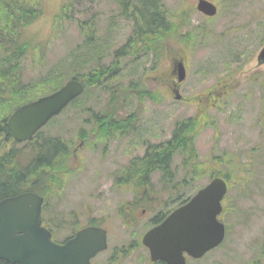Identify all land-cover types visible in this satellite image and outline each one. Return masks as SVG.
Returning <instances> with one entry per match:
<instances>
[{"label": "rangeland", "instance_id": "rangeland-1", "mask_svg": "<svg viewBox=\"0 0 264 264\" xmlns=\"http://www.w3.org/2000/svg\"><path fill=\"white\" fill-rule=\"evenodd\" d=\"M120 1L40 0L42 14L25 29L37 50L28 52L22 59V82L38 80L41 75L71 61L76 50H84V36L79 24L87 20L93 22L95 40L101 42L97 50L104 52V56L99 58L100 53H92L84 71L87 72L100 60L103 64L111 63L114 50L122 47L132 34L133 23L121 16ZM212 1L218 5L216 16L207 20L197 11L191 17L193 27L204 25L208 29L201 37L193 44L171 41L173 49L179 52L174 55L178 58L183 55L186 59L187 76L180 93L185 99L195 100H175L171 93L167 80L171 66L166 49L168 41L157 56L148 54L138 59L134 56L123 58L119 73L107 85L87 90L72 107H84L85 110L102 107L108 102L112 86H128L142 77L149 86H153L157 97L154 101L130 98L134 107L143 105L145 131L119 141L113 140L106 150V144L100 142L95 143L94 150H78L76 159L70 160L72 167L75 164V171L65 177L63 189L53 199L59 201L52 207L56 214L64 216L78 211L77 217L84 223L88 221V214L78 205L90 206L93 209L91 215L101 217L112 209L109 205L131 201L133 194L110 188L108 176L121 169L133 156L144 152L143 140L161 142L168 139L175 124L193 116L197 107L207 103V96L212 92L216 98L212 96L210 100L206 113L208 122L199 132L196 146L200 159L211 168V172L221 171L232 177L230 190L224 199L227 212L223 221L228 231L227 238L216 252L199 261L189 259V264H245L257 253L252 251L259 249L264 237V96L260 85L264 80V66L258 67L256 59L264 31L261 23L258 27L251 21L254 15H258L257 20L263 18L264 0ZM192 2L163 0L162 4L170 14H176ZM183 48L184 52L180 53ZM225 87L228 90L218 94V91L224 92ZM77 111L68 108L44 131L61 133L74 141L75 133L72 131L76 125L81 127V123H65L70 122ZM85 117L86 114H82V118ZM67 128L70 133L66 132ZM135 136L141 138L136 139ZM16 146L23 148L24 145ZM183 160L182 155L174 158L169 182L162 180L161 172L153 176L154 186L147 197L154 199L158 196L160 199L156 205H177L209 181L208 176L192 179L191 169L184 165ZM178 195H181L180 199L172 203ZM237 213L240 215L236 216ZM64 224L67 225L60 229L52 224L57 239H64L72 231L73 226L68 221ZM143 229L144 226L140 232ZM123 243L125 241L111 240L110 249L99 256L103 264L108 263L115 246ZM146 257L147 254L138 249L114 264H145Z\"/></svg>", "mask_w": 264, "mask_h": 264}, {"label": "trees", "instance_id": "trees-1", "mask_svg": "<svg viewBox=\"0 0 264 264\" xmlns=\"http://www.w3.org/2000/svg\"><path fill=\"white\" fill-rule=\"evenodd\" d=\"M162 1H120L121 16L133 23L132 34L124 46L114 50L111 63L103 64L100 60L87 72L84 71L92 53H100L99 58L104 56V52L97 50L101 42L95 40L93 22L87 20L79 24L87 50H76L71 55L72 60L62 64L61 68L41 75L36 81L23 83L22 59L28 52L37 50L25 29L42 14L40 0H0V200L29 190L52 196L56 188L62 187L64 173L70 172L67 167L69 146L62 135H44L40 131L33 141L27 143V152L15 146L7 118L16 107L56 91L74 77L81 80L87 90L105 86L119 73L123 58L134 56L138 59L151 53L158 55L169 36L174 34L176 39L191 44L208 30L204 27L185 30L184 23L180 25L169 19ZM260 85L264 96V80L260 81ZM132 90L141 98H155L153 91L139 78L128 86H112L110 105H127L133 96ZM207 107L200 108L198 115L177 122L170 139L150 146L144 156L132 159L116 172L117 184L137 179L146 186L150 183L151 175L157 171L162 173V180L168 181L172 178L173 161L177 155H182L184 165L190 167L192 179L221 176L230 182L232 177L229 173L211 172L198 154L196 138L206 124ZM260 122L263 123L262 118ZM130 123L131 119H128L127 127ZM9 141H12V147L8 146ZM186 201L184 199L181 204ZM0 264L7 263L1 260Z\"/></svg>", "mask_w": 264, "mask_h": 264}, {"label": "water", "instance_id": "water-1", "mask_svg": "<svg viewBox=\"0 0 264 264\" xmlns=\"http://www.w3.org/2000/svg\"><path fill=\"white\" fill-rule=\"evenodd\" d=\"M198 8L209 16L217 13L216 5L208 0H199ZM258 62L264 63V47ZM178 74V80L183 81L186 69L182 62L178 64ZM84 90L81 81L71 79L57 91L20 106L8 119L13 137L18 141L32 139ZM227 190L223 178H213L160 226L147 232L143 243L151 249L152 260L186 264L184 251L200 258L218 246L224 239L225 225L217 216ZM43 202V197L32 191L0 200V260L8 264H93L91 259L107 248L106 231L88 226L64 243H56L42 225Z\"/></svg>", "mask_w": 264, "mask_h": 264}, {"label": "flooded vegetation", "instance_id": "flooded-vegetation-1", "mask_svg": "<svg viewBox=\"0 0 264 264\" xmlns=\"http://www.w3.org/2000/svg\"><path fill=\"white\" fill-rule=\"evenodd\" d=\"M194 14V13H193ZM258 15L251 16L252 24L259 27L261 23V30L264 31V15L261 20H257ZM257 57V55H256ZM179 59L172 58L173 64L170 66V69L167 71V80L168 86L171 91L175 89L176 83L175 78L177 74L176 62ZM158 79V76H155ZM148 84V82L146 81ZM152 88L153 86H149ZM150 100V99H149ZM103 115L98 116L95 113H92L93 116L89 121L82 123L83 125L90 126L88 129L84 127L75 126V129L72 131L75 133V141L72 149L69 151L72 153V156L76 159L78 150L80 149H92L95 148V143L104 142L105 150L107 146L113 141H119L122 138L127 136L133 137L134 135H139L145 131L144 125L142 124L140 118L142 112L138 111L136 108H132V111H129L126 107H114L111 105H106L101 108ZM135 111V114L131 112ZM99 112V111H98ZM73 118V117H72ZM131 119L129 127H127V120ZM67 125L76 124L75 121H70L65 123ZM131 128V130H130ZM67 133H70L69 128L66 129ZM44 135H56V133L43 132ZM131 139V138H130ZM145 147L144 153L136 157H142L146 154L149 149L147 141L143 144ZM108 178L111 181V184L114 183V175H109ZM130 184L120 183L117 188L118 192H126L133 194L132 199L134 198V193L141 188V183L135 179L134 185H132V180L129 181ZM46 203V200L44 201ZM112 209L106 213V215L98 217L97 223L94 222L88 225H98L104 228L108 235V244L111 245V240L116 239L118 241H125V243L116 245L113 254L111 255L107 264H114L119 262L121 258H126L133 252L138 249L143 250L147 257L145 259V264H165L164 260L152 261L150 256V251L146 246H143L141 243L142 237L149 229L160 225L172 212H174L178 207L182 205H139L135 202L127 201L122 205H109ZM82 209L86 210L88 214V222H92L93 219L89 217L93 213V209H90V206H82ZM46 222L44 224L49 227V225L57 224V222H62L66 218H56L51 217V212H45ZM92 216V215H91ZM221 220V216H219ZM60 225V224H58ZM144 226V229L140 232L141 227ZM50 228V227H49ZM51 229V228H50ZM264 237L260 242L259 249L252 251V259L249 264H264ZM186 259L188 260L189 256L185 253ZM97 256V261L100 264L103 262ZM94 261V260H93Z\"/></svg>", "mask_w": 264, "mask_h": 264}]
</instances>
